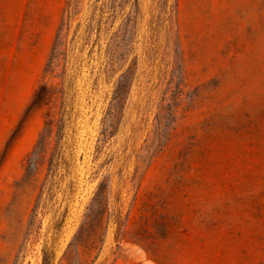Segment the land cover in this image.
I'll return each mask as SVG.
<instances>
[{
	"label": "rangeland",
	"instance_id": "1",
	"mask_svg": "<svg viewBox=\"0 0 264 264\" xmlns=\"http://www.w3.org/2000/svg\"><path fill=\"white\" fill-rule=\"evenodd\" d=\"M0 264H264V0H0Z\"/></svg>",
	"mask_w": 264,
	"mask_h": 264
}]
</instances>
